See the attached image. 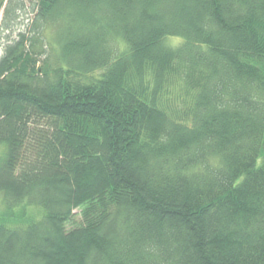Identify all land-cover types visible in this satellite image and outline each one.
Listing matches in <instances>:
<instances>
[{"label": "trees", "instance_id": "obj_1", "mask_svg": "<svg viewBox=\"0 0 264 264\" xmlns=\"http://www.w3.org/2000/svg\"><path fill=\"white\" fill-rule=\"evenodd\" d=\"M28 2L0 264H264V0Z\"/></svg>", "mask_w": 264, "mask_h": 264}, {"label": "rangeland", "instance_id": "obj_2", "mask_svg": "<svg viewBox=\"0 0 264 264\" xmlns=\"http://www.w3.org/2000/svg\"><path fill=\"white\" fill-rule=\"evenodd\" d=\"M12 1L14 3H16L17 5L20 4L21 8L19 11H18V7L15 10V12H16L15 15L17 16L16 21L10 22L12 30H8V31H6V30L1 31L0 30V57L2 56V54L4 52V48H5L6 44L8 43V41L15 39L19 32L28 31V17L30 18L31 16L28 15L26 18V15L28 14V12L30 10V3L28 2V0H12ZM6 2H7V0H5V4H6ZM18 2H19V4H18ZM3 11H4V8H1L0 9V24L2 21L1 19H2V15H3ZM75 213H78V211H76ZM78 219H79V216L76 217V220H78Z\"/></svg>", "mask_w": 264, "mask_h": 264}]
</instances>
